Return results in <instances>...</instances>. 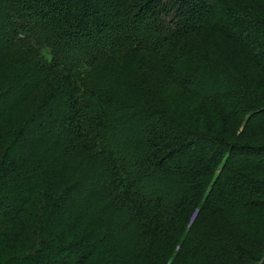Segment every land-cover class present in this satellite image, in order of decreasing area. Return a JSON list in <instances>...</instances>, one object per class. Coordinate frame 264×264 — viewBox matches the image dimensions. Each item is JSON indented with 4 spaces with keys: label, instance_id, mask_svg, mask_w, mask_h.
<instances>
[{
    "label": "trees",
    "instance_id": "trees-1",
    "mask_svg": "<svg viewBox=\"0 0 264 264\" xmlns=\"http://www.w3.org/2000/svg\"><path fill=\"white\" fill-rule=\"evenodd\" d=\"M0 264H264V0H0Z\"/></svg>",
    "mask_w": 264,
    "mask_h": 264
},
{
    "label": "rangeland",
    "instance_id": "rangeland-1",
    "mask_svg": "<svg viewBox=\"0 0 264 264\" xmlns=\"http://www.w3.org/2000/svg\"><path fill=\"white\" fill-rule=\"evenodd\" d=\"M193 7V6H192ZM164 14H166V13H164ZM183 17H179V18H176L175 19V21H177V20H179V19H182Z\"/></svg>",
    "mask_w": 264,
    "mask_h": 264
}]
</instances>
